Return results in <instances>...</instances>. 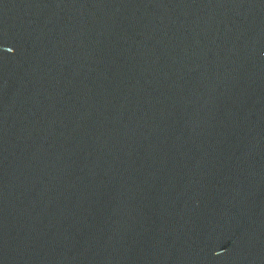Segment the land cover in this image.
Wrapping results in <instances>:
<instances>
[{
    "label": "water",
    "instance_id": "95a60500",
    "mask_svg": "<svg viewBox=\"0 0 264 264\" xmlns=\"http://www.w3.org/2000/svg\"><path fill=\"white\" fill-rule=\"evenodd\" d=\"M0 264H264V0H0Z\"/></svg>",
    "mask_w": 264,
    "mask_h": 264
}]
</instances>
